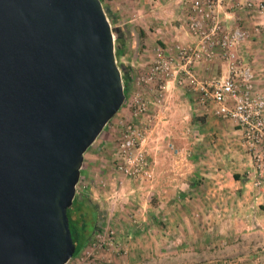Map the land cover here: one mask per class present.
<instances>
[{"label": "water", "instance_id": "obj_1", "mask_svg": "<svg viewBox=\"0 0 264 264\" xmlns=\"http://www.w3.org/2000/svg\"><path fill=\"white\" fill-rule=\"evenodd\" d=\"M99 0H0V264H65L83 154L124 100Z\"/></svg>", "mask_w": 264, "mask_h": 264}, {"label": "rangeland", "instance_id": "obj_2", "mask_svg": "<svg viewBox=\"0 0 264 264\" xmlns=\"http://www.w3.org/2000/svg\"><path fill=\"white\" fill-rule=\"evenodd\" d=\"M99 1L110 24L113 40L116 37L114 30L123 40L119 56L114 58L120 75L123 68L127 77L130 76L124 96L130 97L138 91L144 92V96L150 99L152 95L145 93L146 88L135 87L132 80L139 74L141 77L150 60L145 32L149 35L156 31L174 34L179 29L178 18H181L179 4L173 0L149 9L143 7L145 5L140 0ZM184 2L189 3V0ZM222 9L227 13L225 6ZM248 25L251 26L250 23ZM238 50L243 61L252 66L257 80L256 91L264 97V34L251 35ZM182 98L187 105H191L188 100L194 96L176 87L168 90L167 86L160 106L149 107L154 120L159 121L162 106L165 105V112L174 126H183L175 115L176 102ZM128 118V109L124 105L86 150V161L89 155L92 157L90 176L89 179L81 178L80 171L75 195L85 196L96 207V227L87 243L68 264H264V194L257 199L251 194L241 198V191L235 193L238 190L235 185L222 188L214 183V177L219 172L218 179L223 186L232 175L244 179L249 176L251 181L259 182L257 186H252L250 181V191L264 185V170L258 173L251 153L241 146L240 136L237 134L231 138L233 150L227 155L232 156V163L225 165L226 157L222 154V165L217 168L208 157L209 151L202 150L201 154L188 149L174 153L173 150H177L175 144L163 134L160 146L157 145L160 149L152 147L154 144H143L151 164V180L132 182L117 176L111 164L120 125ZM227 125L234 131L232 124ZM158 132L155 138H158ZM153 152L161 156L168 154L175 161L181 159L179 165L174 163L173 172L178 173L175 176L196 183L194 188L189 186V182L180 186L182 190H187L184 197H164L166 186H162L157 175L155 177V169L158 171L159 166L155 168L157 160ZM171 190L181 193L175 185ZM261 190L264 191V186ZM109 232L112 234L107 245ZM97 234H104L105 243L101 247L95 239Z\"/></svg>", "mask_w": 264, "mask_h": 264}, {"label": "built area", "instance_id": "obj_3", "mask_svg": "<svg viewBox=\"0 0 264 264\" xmlns=\"http://www.w3.org/2000/svg\"><path fill=\"white\" fill-rule=\"evenodd\" d=\"M170 1L173 0H140L149 9ZM174 1L179 4L190 41L174 44L169 50L156 49L141 77H133L135 87L146 88L145 93L152 97L147 99L144 92L138 91L124 97L121 107L126 106L129 118L120 125L111 157L113 172L132 182L151 180V164L143 144L157 121L149 107L160 106L167 86L168 90L176 87L191 92L200 110L237 128L241 146L251 153L258 173L262 172L264 97L256 91L252 66L243 61L238 49L251 35L264 34V0ZM201 62L221 65L224 71L197 78L194 68ZM111 234L107 243L104 234H97V245H109Z\"/></svg>", "mask_w": 264, "mask_h": 264}, {"label": "crops", "instance_id": "obj_4", "mask_svg": "<svg viewBox=\"0 0 264 264\" xmlns=\"http://www.w3.org/2000/svg\"><path fill=\"white\" fill-rule=\"evenodd\" d=\"M178 18L179 23V29L174 31V34L167 35V34H160L159 31L152 32L149 34H146L145 32V41L148 43V46L150 48V55H149V62L146 66L148 67L149 63L151 62V59L153 58V55L155 53L156 49H164L169 50L174 44H181V43H188L190 41V37L187 34L186 26L184 23V18L180 15ZM147 50V49H145ZM146 52V51H144ZM138 63V62H137ZM144 64V63H143ZM142 64V65H143ZM141 66V64H138ZM224 71V67L221 65H216L214 63H199L195 66L194 72L195 76L197 78H204L212 74H222ZM169 87V86H168ZM170 93L167 95V101L169 100ZM190 101L192 104L187 105L185 102V98H182V100H178L176 102L178 120L181 121V125L183 126H174V122L170 120L168 117V113L165 112V105L162 106L161 111V117L159 121L152 127L151 131L147 134V137L144 139V143L146 146H154L155 149H160L157 145L160 143L161 135H165L168 139L171 140L175 145V148L177 150H173L174 153L177 152H184L188 149L191 151H199V153L202 152V150H205L206 152L209 151V158L211 159V163L214 164L217 168L221 167L222 163V154L225 155L226 161L225 165H229L232 163L231 159L232 156L227 155L228 151H232L233 143H231V138L234 135H239V131L237 128L232 131L231 126L229 122H224L221 120H218L211 116L209 113H206L198 108L195 104L194 98H191ZM166 103V102H165ZM234 127V126H233ZM158 132V138H155L154 136ZM192 134V135H191ZM164 136V137H165ZM209 136V137H208ZM208 139V140H207ZM233 140V139H232ZM160 146V145H159ZM172 148V146H169ZM221 152V153H220ZM155 159L157 160L156 166H159V170L156 171L155 169V177L157 175V179L160 178V181L162 183V186H166V192L164 197L166 198H182L186 195V191L182 190L180 186H186L189 181L182 180L184 178H180L179 176H175L178 173H174V163L176 165H179L178 163H182L181 159H178V161H175V159L171 158V156H168V154H159L157 152H153ZM203 154V153H201ZM86 152L83 154L82 164L80 171L81 178L89 179V167L92 157H88L86 161ZM190 157L189 154H187V157ZM203 156V155H202ZM162 158V159H160ZM170 160V161H169ZM86 161V162H85ZM85 165V166H84ZM171 167V168H170ZM241 167V166H240ZM217 168H215L217 170ZM214 169V170H215ZM79 171V174H80ZM201 174V173H200ZM234 175L229 176V180L226 181V184L223 186L222 181L218 179L220 177L219 172L216 173L214 179V183L220 187H230L235 185L236 194L240 192L241 198L249 197V194H251L253 197L260 198L264 194V191H262V187L256 188L255 190L250 191V181L252 180L249 176H247L245 179L243 177L237 176V179L233 178ZM249 177V178H248ZM255 180L251 181L252 186H255V183L257 185L259 182H254ZM222 184V185H221ZM173 185L177 186L179 188V192H175L171 190ZM196 183L192 180L189 182V186L191 188H194ZM161 186V185H160ZM161 186V187H162ZM260 189V190H259ZM215 191V190H214ZM224 192H227L226 190ZM230 192V191H228ZM251 192V193H250ZM175 193V194H174ZM196 194V193H195ZM230 194H233L230 192ZM202 195V192H200V197ZM245 210V208H244ZM242 211V210H241Z\"/></svg>", "mask_w": 264, "mask_h": 264}, {"label": "trees", "instance_id": "obj_5", "mask_svg": "<svg viewBox=\"0 0 264 264\" xmlns=\"http://www.w3.org/2000/svg\"><path fill=\"white\" fill-rule=\"evenodd\" d=\"M116 34L114 40V56H119V51L122 49L123 40L119 36L118 32L114 30ZM141 35V33H139ZM127 78L130 80V76L127 77V71L122 68V83H123V93L126 95L127 89ZM234 179H237V176H233ZM66 216L68 221V230L71 237V241L74 245L75 256L87 243L88 239L95 230V220H96V207L91 204L88 198L85 196L75 195L71 206L66 210Z\"/></svg>", "mask_w": 264, "mask_h": 264}]
</instances>
